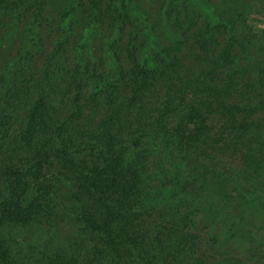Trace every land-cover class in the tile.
Instances as JSON below:
<instances>
[{
    "label": "trees",
    "instance_id": "obj_1",
    "mask_svg": "<svg viewBox=\"0 0 264 264\" xmlns=\"http://www.w3.org/2000/svg\"><path fill=\"white\" fill-rule=\"evenodd\" d=\"M259 1L0 0V264H264Z\"/></svg>",
    "mask_w": 264,
    "mask_h": 264
},
{
    "label": "rangeland",
    "instance_id": "obj_2",
    "mask_svg": "<svg viewBox=\"0 0 264 264\" xmlns=\"http://www.w3.org/2000/svg\"><path fill=\"white\" fill-rule=\"evenodd\" d=\"M251 24L255 27L256 31L258 32L259 37L264 32V0L259 1L256 3L253 9V15L250 19ZM44 37H46L47 42V52H50L53 49L52 44V35L50 36L46 31L44 32ZM15 54V51H11L7 53V56L4 55L2 52L0 54V60L3 59H9ZM195 53L194 50L188 51L186 54V58L189 59V65L192 63H197L202 58V55ZM45 63V57L40 56L37 59V67L41 68L42 65ZM66 204V203H65ZM68 205V203H67ZM239 213H243V215H247V212L244 207L238 208ZM63 213H61L62 216ZM67 214H63V218L56 227H53V232L49 231V235H46L47 228L37 229V230H29V229H20V232L18 234L17 239V253L19 254L20 258H24L26 261L31 253L30 245H36L39 249H37V252H41L44 249V244L46 242H49V240H53L55 244H59L62 242V240H65L70 234L74 233L77 229V226H74V224L71 223L70 219L66 216ZM261 219H255L254 225H249L253 230L254 235H252L255 239H258L257 241H240V256L243 258V260H248L250 263L253 261H256L259 259V253H255V247L259 244H263L264 241V216L260 217ZM242 222H239L235 225L236 229V236L239 234H243L242 230ZM49 229V228H48ZM48 232V231H47ZM254 251V252H253ZM231 255V253H230ZM255 255H258V258H254ZM35 259V258H34ZM33 263L36 262V259L32 261Z\"/></svg>",
    "mask_w": 264,
    "mask_h": 264
}]
</instances>
